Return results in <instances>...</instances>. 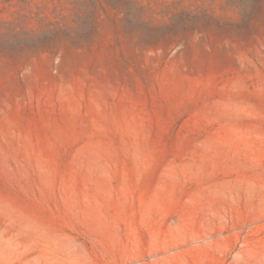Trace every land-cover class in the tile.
<instances>
[{"label": "rangeland", "instance_id": "obj_1", "mask_svg": "<svg viewBox=\"0 0 264 264\" xmlns=\"http://www.w3.org/2000/svg\"><path fill=\"white\" fill-rule=\"evenodd\" d=\"M0 264H264V0H0Z\"/></svg>", "mask_w": 264, "mask_h": 264}]
</instances>
